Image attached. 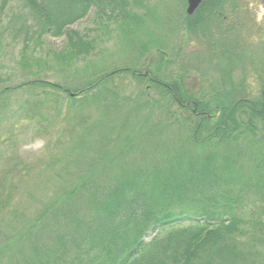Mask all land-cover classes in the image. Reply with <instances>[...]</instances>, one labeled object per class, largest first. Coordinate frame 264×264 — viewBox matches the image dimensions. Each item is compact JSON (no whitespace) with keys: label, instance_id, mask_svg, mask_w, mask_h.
<instances>
[{"label":"trees","instance_id":"obj_1","mask_svg":"<svg viewBox=\"0 0 264 264\" xmlns=\"http://www.w3.org/2000/svg\"><path fill=\"white\" fill-rule=\"evenodd\" d=\"M144 1L26 0L28 14L19 28L23 31L19 64L22 68L37 64L35 50L28 49L31 40L37 43L44 35H65L67 44L56 54L57 64L70 68L75 76L71 83L77 86L30 80L0 88V99L21 87L27 88L30 98L17 101L14 127L42 135L45 151H50L52 145H66L62 154L47 153L48 162L66 160L71 169L64 174L59 170L49 173L58 178L50 196L53 209L48 210L49 219L44 208L28 223L24 216L15 215L16 209L5 206L8 196L0 198V215L14 212L4 223L17 229L11 237L13 243L19 239L27 241L20 251L23 257L15 264H264L261 236L259 240L254 229H243L239 197L234 195L239 189L231 188L232 184L242 183V178H235L232 173L238 139L254 136L255 123L264 121V86L258 98L228 102V94L216 92L203 98L196 93L186 94L180 79L166 81L156 72L152 78L147 75L151 89L160 99L152 104L143 86L136 96L141 102L130 110L150 109H146V117L141 120L135 113V125L130 128L127 122L126 131L139 138L147 137L146 131L151 135L160 132L163 124L157 127L152 114V108L157 107L173 116L167 124L183 128L185 137L176 138L179 146L164 151V155L145 161L144 154L137 163L130 162L124 150L132 138L127 137L129 142L121 148L107 134L117 119L119 100L125 98L108 85L113 84L114 76L128 74L140 87L145 84L146 75L135 76L131 73L133 66L122 67L92 80L87 77L81 84L77 82L84 77L82 73H93L98 68L88 58L98 55L101 59L103 54L96 39L72 31L68 25L94 7L96 23L105 32L109 31L108 23H113V31L119 32L117 38L124 39L153 18L155 8H146ZM236 8V0H202L193 15L182 14L179 26L203 35V26L218 25L215 28L219 34L228 36L231 32L222 30L218 23L227 9L235 14ZM151 46L165 48L151 40L139 43L143 53ZM80 62L88 64L79 70ZM171 105L191 112L193 125H185L188 119H175L176 111ZM216 112V118L207 116ZM241 115H246L245 125L240 121ZM246 142L255 144L251 139ZM89 147L91 155L85 156ZM49 166L48 163L45 167ZM19 170L13 177L21 175L22 168ZM16 185L13 181L6 183L8 189ZM260 197L264 201V195ZM45 225L54 227L50 246L35 242L34 232ZM148 232L153 234L146 241ZM1 248L0 245V253Z\"/></svg>","mask_w":264,"mask_h":264},{"label":"rangeland","instance_id":"obj_2","mask_svg":"<svg viewBox=\"0 0 264 264\" xmlns=\"http://www.w3.org/2000/svg\"><path fill=\"white\" fill-rule=\"evenodd\" d=\"M236 2L235 14L229 13L230 10L227 9L225 17L218 23L222 30L231 32L228 36L219 34L215 28L218 25L203 26L206 28V31L201 29L203 35L200 31L190 33L183 30L179 23L182 14L185 15L186 0H145L146 8H155L153 18L150 21H144L132 35L127 34L124 39L117 38L119 32L113 31L115 27L113 23H108V32L96 23L94 7H91L82 18L68 25L70 30L79 34H88L89 38L96 39L97 43H100V51L103 54L101 59L97 57L98 55L88 58L96 62L94 66L98 68L93 73L90 70L82 73L81 76L84 77L77 81L78 84L87 77L88 80H92L104 72L122 67L133 66L131 71L133 75H146L145 84L140 87L134 85L128 74L114 76L113 84L108 85L110 89L118 91L119 97L125 98L119 100L121 105L115 112L117 119L107 134L111 142L120 143L121 148L129 142L127 137L132 138L130 146L127 145L124 148L130 162L138 163L144 154L145 161L162 156L164 151L179 146L180 142L177 144L176 138L181 140L185 137L183 128L167 124L170 122L169 118L173 116L163 113L157 107L152 108V114H154L153 119L158 121L157 127L163 124L160 132L157 131L156 134L151 135L146 131L147 137L139 138L137 134L131 135L126 131L127 122L130 128L135 125V113L141 120L146 117V109H150L136 107L137 111L130 110L135 104L141 102L137 101L136 96L143 86L144 94L152 104H155L154 100L160 99L158 93L151 89L147 75L152 78V74L155 75L156 72L160 79L164 78L166 81L180 79L186 94L196 93L200 97L204 96L203 98L211 97L216 92L228 94L231 98L228 102H234L240 96L248 99L258 98L264 86V19L258 23L257 15L264 13V0H236ZM136 11L139 14L143 12ZM27 14L26 0H0V78L3 80L0 81V88L16 86L30 80L77 86L71 83L75 76L71 75L70 68L57 64L56 54L58 55V52L67 44L65 35H44L39 41L37 40V43L31 40L28 49L35 50L39 60L37 64L32 65V68L21 67L19 57L23 31L19 28L23 27ZM147 40L153 43L160 42L165 48L159 50L151 46L143 53L139 43ZM78 64L77 69L80 70L83 64L87 65L88 62ZM239 86L246 87L250 94L247 96L240 92L236 94ZM29 98L27 88L21 87V90L0 99V198L8 196L5 206L16 209L15 215L24 216L23 220H28V223L38 211L44 208L47 209V219L50 218L48 210L53 209L50 196L53 184L58 181V178L49 173L52 170L53 172L59 170L64 174L66 170H71L66 160L48 162V156L52 152L62 154L66 145L60 144V147L52 145L50 149L52 152L45 151L43 149L45 139L42 135L32 130H20L14 127L16 122L14 119L17 117L15 113L19 105L17 101L22 102ZM184 98L187 102L188 98ZM210 99L213 100V98ZM62 100L58 102L61 103ZM171 108L176 111L175 119H188L185 125H193L195 119L192 118L191 112L173 105ZM216 113L207 116L212 119ZM239 118L242 125H245L246 115H241ZM123 122L125 124L121 126ZM17 125L22 127L21 124ZM255 126L254 136L245 135V138L238 139L237 150L233 155L235 168L232 173H234L233 177L242 178V183L232 184L231 188L234 191L239 189L234 195L239 197L240 212L244 219L243 229H254L259 240L261 236L260 247L264 250V201L260 197V194L264 195V161H262L264 121L256 122ZM93 135L95 139L98 138L97 132ZM4 139H6L5 142H2ZM249 139L255 144L252 146L248 144L246 141ZM91 150L92 147H89L84 155H91ZM46 162L51 166L45 167L48 164ZM31 165L34 166L25 169L26 166ZM20 167L21 175L18 178L13 177L17 172L20 173ZM68 177L64 175V178ZM8 181H13L17 185L8 189L6 187ZM12 213L14 212L4 211L0 215V239H2L0 264H15L20 261L23 257L20 251L27 245V241L23 242L19 239L13 243L14 240L11 239L17 229L8 228L4 223L8 222ZM61 229L67 230L63 227ZM53 233L54 227L49 225L38 227L34 232L37 237L36 244L50 246L54 238ZM152 234L148 232L144 240L148 241ZM69 259L72 260V258Z\"/></svg>","mask_w":264,"mask_h":264},{"label":"water","instance_id":"obj_3","mask_svg":"<svg viewBox=\"0 0 264 264\" xmlns=\"http://www.w3.org/2000/svg\"><path fill=\"white\" fill-rule=\"evenodd\" d=\"M202 0H186V15H192Z\"/></svg>","mask_w":264,"mask_h":264},{"label":"flooded vegetation","instance_id":"obj_4","mask_svg":"<svg viewBox=\"0 0 264 264\" xmlns=\"http://www.w3.org/2000/svg\"><path fill=\"white\" fill-rule=\"evenodd\" d=\"M237 89H238V92L236 94H239V92L245 94L246 96L248 94H250L249 91L247 90V88L244 87V86H241V87L239 86V88H237ZM240 97H238L234 102H237V101H248L247 97H244V96H242L241 98ZM218 115H219V113L217 112L214 118H216Z\"/></svg>","mask_w":264,"mask_h":264},{"label":"clouds","instance_id":"obj_5","mask_svg":"<svg viewBox=\"0 0 264 264\" xmlns=\"http://www.w3.org/2000/svg\"><path fill=\"white\" fill-rule=\"evenodd\" d=\"M262 19H264V13L257 15V22L259 23Z\"/></svg>","mask_w":264,"mask_h":264}]
</instances>
